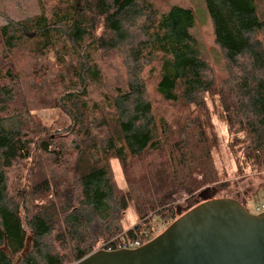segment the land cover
<instances>
[{"label":"trees","instance_id":"obj_1","mask_svg":"<svg viewBox=\"0 0 264 264\" xmlns=\"http://www.w3.org/2000/svg\"><path fill=\"white\" fill-rule=\"evenodd\" d=\"M204 2L229 70L220 80L190 33L194 13L177 4L39 0L34 17L0 25V264H72L124 241L144 244L154 222L179 215L175 193L211 188L215 198L227 182L213 160L208 96L235 164L261 172L264 197V18L257 0ZM111 52L122 54L127 76L89 100L102 81L94 55ZM152 77L176 117L155 112ZM45 107L70 125L52 131L33 112ZM130 206L138 222L125 227Z\"/></svg>","mask_w":264,"mask_h":264},{"label":"rangeland","instance_id":"obj_2","mask_svg":"<svg viewBox=\"0 0 264 264\" xmlns=\"http://www.w3.org/2000/svg\"><path fill=\"white\" fill-rule=\"evenodd\" d=\"M158 7L164 10L172 4H177L192 10L195 16V23L190 33L196 39L200 52L208 64V75L213 79L220 80L229 75L227 62L222 49L214 40L213 27L206 10L204 0H150ZM258 12L264 18V0H257ZM39 0H0V25L8 22L23 21L27 18L34 17L39 13ZM31 36V34L28 33ZM33 36V35H32ZM2 41L0 38V52L2 51ZM94 60L99 66L102 74V81L99 84H92L89 88V100H98L104 93H111L113 87L123 82L127 76V64L120 52H111L109 55L98 53L94 55ZM229 67V66H228ZM149 66H145L144 71L147 73ZM156 77L147 80L148 93L155 104V112L158 115H168V119L174 118L181 112L168 104H164L154 91ZM207 104L210 108V116L214 125V133L219 141V146L214 150L213 160L217 168L220 183L227 182L222 189L215 187V198H231L240 203L249 213H254L256 205L261 201L263 193L259 190L261 182V172L256 167H239L235 164L234 154L229 149L231 134L227 125L219 119L217 112L213 113L214 104L210 97H207ZM43 123L50 127L52 131H62L70 125L69 118L58 108H39L33 111ZM212 112V113H211ZM67 131V130H64ZM63 131V132H64ZM112 169L116 183L124 187L123 176L118 163L112 161ZM20 191V190H19ZM202 191V190H201ZM200 192V191H199ZM194 196L188 195L185 191H179L172 195L174 204L179 215L177 218L188 211V207L201 202ZM199 202V203H200ZM187 209V210H186ZM191 209V208H190ZM124 226L130 227L138 222L133 207L130 206L124 213ZM172 223V222H171ZM170 223V224H171ZM167 226L158 227L154 222L152 238L164 231Z\"/></svg>","mask_w":264,"mask_h":264},{"label":"water","instance_id":"obj_3","mask_svg":"<svg viewBox=\"0 0 264 264\" xmlns=\"http://www.w3.org/2000/svg\"><path fill=\"white\" fill-rule=\"evenodd\" d=\"M212 195L200 191V203L139 247L96 250L72 264H264V211Z\"/></svg>","mask_w":264,"mask_h":264},{"label":"built area","instance_id":"obj_4","mask_svg":"<svg viewBox=\"0 0 264 264\" xmlns=\"http://www.w3.org/2000/svg\"><path fill=\"white\" fill-rule=\"evenodd\" d=\"M263 211H264V199H262L259 203H257L256 210L254 213L257 214ZM141 245H143V243H141L140 241H124L120 245V249H131V248L139 247Z\"/></svg>","mask_w":264,"mask_h":264},{"label":"bare ground","instance_id":"obj_5","mask_svg":"<svg viewBox=\"0 0 264 264\" xmlns=\"http://www.w3.org/2000/svg\"><path fill=\"white\" fill-rule=\"evenodd\" d=\"M111 251H113V250H111Z\"/></svg>","mask_w":264,"mask_h":264}]
</instances>
